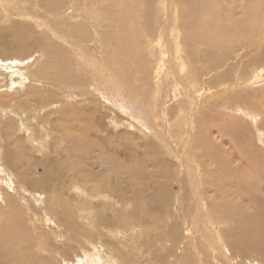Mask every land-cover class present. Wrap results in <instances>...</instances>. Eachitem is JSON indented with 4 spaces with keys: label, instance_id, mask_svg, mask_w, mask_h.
<instances>
[{
    "label": "bare ground",
    "instance_id": "bare-ground-1",
    "mask_svg": "<svg viewBox=\"0 0 264 264\" xmlns=\"http://www.w3.org/2000/svg\"><path fill=\"white\" fill-rule=\"evenodd\" d=\"M130 1L107 0L110 11L108 16L105 14L104 19L106 21L104 20L103 24L107 27L108 19L110 25H114L116 42L113 41V43L117 49L108 58L107 53L101 56L103 60L98 59L100 56L93 57V55L86 54L87 52L84 53L85 50L83 51V48L77 45L78 41L87 40L89 36L88 31L85 27L82 28L81 24L71 25L66 31L59 26L50 25L48 27L49 37L62 40L72 48L71 54L77 58L84 79L80 78V75L75 77L69 71L71 66L64 50L56 47L51 41L45 42L44 39L47 37L45 38L43 35L39 38L41 43L38 41L35 43L42 49H50L49 52L53 60L49 64L58 70L56 77L58 76V82L62 86L66 85L63 87H73V84L80 83V81L82 85H85L92 79L95 82V78L99 77L102 82H99L98 86L101 83L104 87L107 82L109 90L115 95L120 94L124 100L139 101L143 110H150V117L144 118L140 115L139 125H134L131 128L138 129L140 133L145 132L142 127L148 130L149 136H152L156 141L149 137L147 141L151 145L155 143L156 146L162 147V153L159 154L158 152V155L168 154L170 159L172 155L174 156L175 161L170 165L177 168L178 175L172 180L173 182L170 181L169 172L171 169L169 164L165 163L166 157L161 158L159 156L156 158L153 156L152 162L149 163L145 161L143 155H125V159L130 164L126 162L117 168L113 167L116 163L110 159L107 161V164L110 165V176L114 179L113 176L118 175V189L113 188L115 185L107 188V176H104L99 182H93L92 177H87L82 182V188L86 190L88 197L81 195L82 200L79 206L90 209L92 203L89 196L94 197L102 194V197L105 196L106 199L107 195L104 194L109 192L111 196L114 191L118 190V198L114 199V202L125 206L128 211H123V220L119 219L117 225L125 226L124 224L129 222H131L129 225L135 223L133 227H136L137 231L143 226L145 228L148 222L142 218L143 222H141V219L135 217V213L142 211L143 216L156 217L161 207L167 202V200H163L168 199V188L177 185L182 192H177L171 198L170 202H172L174 209H172V213L167 215L171 220L175 218L177 221L174 223L165 221L159 226L163 229L164 243H169L163 251L167 250L166 252L174 253L180 243L187 241L182 243L179 248L184 250L185 244H188L190 251L186 257L183 258L182 256L183 260L179 264H203L204 259H208V262L211 259L218 262L216 260L217 254L225 257L220 260L221 264H232L227 255L229 251L234 252L232 256H246L249 259V262L247 260L248 264L264 263V203L257 196L258 194H254L257 191H255V185L258 186L260 182L264 181V167L260 164L261 159L259 158L263 152L254 148L255 146L237 148L239 144L232 143V150L235 155H258L259 161L255 159L251 162L252 157L247 158L245 162L251 164L248 168L237 170L232 166L229 173L226 165L228 159L224 149L219 145L210 147L211 120L218 114V111H213L214 107H219L223 117L231 115L236 117L242 108L251 116L252 121L254 119V129H250L244 123L240 125L237 118L227 121L229 132L237 136L238 140L253 141L250 130L259 133L261 129L264 132V110H257L252 104V106L250 105L251 94L248 95L249 97L245 93L240 94V89L249 88L246 86L248 83L246 81H252L248 83L251 87L256 82L263 80H261L263 78L261 75L256 77V70L257 68L261 69L262 66L260 67V65L264 63L261 62V58L256 60L254 54L258 49L264 47V11L262 10L264 2L262 0H246V3L239 4L241 14L237 16L238 10H233L235 7H231L232 5H223L222 0H158L153 2L152 6L150 5L155 12L146 9L145 15L142 9L146 6L143 5V2H139V5L136 6L130 5ZM89 3L93 6L91 15L93 21L96 22L95 16L99 15L97 13L99 7L95 5L93 0H90ZM10 6H13V3H10ZM45 6L47 10L54 12L64 9L66 1L46 0ZM101 11L104 12L105 10L101 9ZM34 22L37 26L43 25L42 22L37 23L36 20ZM153 25H155L154 32L151 33ZM13 32L18 37L23 35L22 30H13ZM67 35L72 37L70 41L67 39ZM202 47L206 48L201 51V55L204 62H208L207 67H204L197 56L200 52L198 49ZM207 49L210 51H206ZM143 57L146 60L145 65L142 62ZM230 60H234V63H231ZM101 61L103 63L98 64ZM47 65H45V69ZM44 71L46 72V70ZM16 72H14L16 74L10 73L9 77L6 72L7 85L16 83L17 81L14 79L16 76L19 78L24 76V72L23 74ZM227 75L228 79L226 78ZM132 82L140 83L141 95L133 92L136 87L130 86ZM7 85L1 88L7 89ZM235 86L238 89L233 91ZM251 91L258 92L257 94L253 93L254 96L263 99V88L255 89L253 87ZM39 101L40 108L49 104L42 98ZM255 104L257 105L258 102ZM256 116H260V118L257 120L255 119ZM24 125L26 124L24 123ZM24 125L22 127L26 129L25 131H29L28 127ZM45 134L44 131L42 135ZM42 140L39 141L38 149L46 152L47 139L44 138V142ZM57 140L54 143L59 149L62 139ZM263 141L261 142L264 143ZM77 144L79 146L78 139ZM150 148L153 153L156 147ZM150 164H158L159 166H155L154 170H149L147 167ZM147 170L159 172L160 190L155 188L151 190L142 184V179L150 177ZM215 172L223 174L222 183L216 184L213 180ZM180 173L188 177L187 185L184 184L183 178L179 177ZM204 177H211V187L220 186V188L216 190L207 189L209 182L206 187ZM23 178L21 176L16 177L17 184H20L18 186L30 187L34 193L40 189L47 194L51 189V187L44 186L40 180L38 181L37 177L31 182ZM76 183L75 180H72L69 188H73ZM0 190V214L2 213V205L6 209V215L0 223V264H27L28 262L34 263L35 260L42 262L40 257H35V259L28 252L33 242L26 219L30 218L36 211H33L32 214L31 212H23L15 197L9 193L10 191ZM209 190L213 191L212 195L208 194ZM237 197H243L242 202L245 201L250 205H240L239 202L234 201ZM49 199L48 197L45 198L44 203ZM37 207L43 210L46 220L53 219L51 214H54L58 218L56 224L62 227L65 232L71 233L72 231L74 234L76 228L62 220L60 216L58 217L59 210L55 209L52 203L46 208H41L42 205ZM28 210L27 207L26 211ZM59 212L61 215L66 214L63 211ZM88 216V220H91L90 215ZM82 217L85 218L86 216L82 215ZM154 227L158 226L148 224L145 230ZM166 227L167 229H165ZM128 228L130 229L131 226ZM34 242V244L41 246L40 241ZM199 242L201 245L198 244ZM45 250L42 247L40 251L44 252ZM30 256L32 257L30 258Z\"/></svg>",
    "mask_w": 264,
    "mask_h": 264
},
{
    "label": "rangeland",
    "instance_id": "rangeland-1",
    "mask_svg": "<svg viewBox=\"0 0 264 264\" xmlns=\"http://www.w3.org/2000/svg\"><path fill=\"white\" fill-rule=\"evenodd\" d=\"M65 1L66 6L63 7L64 9L54 12H50L46 9V0H2V2H0V189L8 192L10 191L9 193L15 197L20 207H22L21 209L23 212H31L32 214L33 211H36L35 214L33 213L30 218L26 219V224L28 225L27 227L33 242L28 252L33 255V258L40 257L42 262H40V260H35L34 263L28 262L27 264H111L113 262V264H179L190 251L188 244H185L184 250H180L179 248L182 246V243H186L187 241L180 243L176 247L177 249H175L176 252L174 253L166 252L167 250L163 251L169 243H164L163 229L159 227L162 222L168 221L174 223V221H177L175 218L171 220V218L167 216L172 213L171 211L174 209L172 202H170L171 198L177 194V192H182L177 185L173 186V188H168V199L163 200H167V202L161 207L156 217L143 216L142 211L135 213V217L144 219L150 226H158L150 228L149 230H145L148 224L145 225V228L144 226L141 227L144 230L140 228L137 231L136 227H133L135 223L129 225L131 223L129 222L124 224L125 226L117 225L119 219L123 220V211H128L125 206H121L114 202V199L118 198V190L114 191L111 196L109 192L104 194L107 195L106 199L105 196L102 197V194L94 197L89 196L92 203L90 209L79 206L82 200L81 195L88 197L86 190L82 188V182L87 177H92V180L94 179L93 182H99L104 176H107V188L115 185L113 188L118 189V175L113 176L114 179L110 176V165L107 164V161H110V159H112V162L116 163L113 167L117 168V166L128 162V160L125 159V155H143L145 161L149 163L152 162L153 156L156 158L159 156L161 158L166 157L167 160L165 163L169 164V168L171 169L169 172L170 181L173 182L172 180H174L178 174L177 168L174 165H170V163L173 164L175 161L174 156L172 155L170 159L168 158V154L158 155V152L159 154L162 153V147L159 145L156 146L155 143L151 145V143L147 141L148 137L155 140L152 136H149L148 130L142 127L145 131L143 134L140 133L138 129L131 128L134 125H139L138 120L140 119V115L147 118L151 112L148 109L146 111L143 110V106L139 104V101L132 102L131 100H124L120 94L115 95L114 92L109 90L110 88L107 82L104 87L101 83L98 86L99 82H102L99 77H94L96 83L93 81L94 79L87 82L85 85H82L80 81V83L76 82L73 84V87L67 88L63 87L66 85L62 86L58 82V76L56 77L58 70L53 67V65L49 64L50 61L52 62L53 60L49 52L50 49H42L35 43V41L41 43L39 38L43 35V37H47L44 39L45 42L51 41L56 47H60L61 50H64V54L68 57L71 66L69 71L75 77L76 75H80V78L84 79V76L81 73L77 58L75 55L71 54L72 48L66 45L62 40H57L54 37L48 36L50 35L48 31L50 25L55 27L59 26L66 31L71 25L81 24L80 26L82 28L85 27L88 31L89 36L87 40L78 41L77 45L82 47V50H85L84 53L87 52L86 54L88 55H93V57L100 56L98 58L99 60H103L101 56L106 53L108 58V56L117 49L114 47L113 43V41H115L114 25L111 26L108 19L107 27L103 24L105 14L108 16L110 11L107 0L102 2L93 0L95 1V5L99 7L97 13H99L100 17L99 15L95 16L97 19L96 22L93 21L91 15L93 6L89 3L90 0ZM155 1L158 0H131L130 5L137 6L139 2H143V5L146 6V8L142 9L145 15L146 9L150 12H155L154 8L151 9L152 3ZM222 2L224 3L223 5H232L231 7H235L233 10L237 9L238 11L235 10L237 11L236 14L240 16L241 10H239V8L241 9V6H239V4L242 5L246 3V0H222ZM262 2H264V0H262ZM10 3H13V6H10ZM100 8L105 11H101ZM262 10L264 11V3ZM32 16L37 23L42 22L43 25L37 26ZM151 18H153L152 15ZM91 20L92 23L89 24ZM154 27L155 25H153L151 33L154 32ZM13 30H22L23 35L18 37ZM67 39L70 41L72 37L67 35ZM203 49L206 48L202 47L198 49L200 52L197 56L200 58V62L204 67H207L208 62H204L201 55ZM208 50L210 51V49L206 51ZM254 57L256 60L261 58V62L264 63V47L258 49ZM145 61L143 57V64ZM230 61L234 63V60ZM102 63L103 61L98 64ZM45 65H47L46 69ZM260 67L261 69L263 68L262 71H264V64H261ZM261 69L257 68L256 70V77L259 75L263 77H260L261 80L263 79L261 82H256L255 85L250 87L248 83L252 81L248 80L246 81L248 83H244H246V86L249 88L240 89V94L245 93L247 97L251 94L252 100L250 105L252 104L257 110H264V94H262L264 92L261 93L263 99H259L260 97L254 96L258 92H250V90L253 87H255V89H264V72L261 73ZM13 70H15L14 72H21V74L24 72V76L21 78L16 76L14 79H16L17 82L12 85H7V73L8 77L11 74L17 73L12 72ZM44 70H46L47 73ZM140 70L143 71L144 69ZM92 75L94 76L93 72ZM48 76L50 77L48 78ZM226 78L228 79V75ZM6 85L7 89L4 90L3 88ZM131 85L136 87L133 92L137 95H141L140 83L132 82L130 83V86ZM236 89L238 88L235 86L233 91ZM40 98L46 100L49 104L44 108H40L38 105ZM257 102L258 104L256 105L255 103ZM133 108H135V111ZM218 108L214 107L213 110L214 112L218 111V114L211 120L210 147L219 145L224 149L228 159L226 160V165L229 169V173L232 166L237 170L248 168L251 164L245 162L247 158L250 159L252 157L250 159L251 162L255 159L259 161L258 155H235V152L232 150V143L239 144L237 148H240V146L243 148L255 146L254 148L262 150L263 155H259V158L261 159L260 164L264 167V143L261 142L264 140V132L261 129L259 133L255 130H250L253 141L245 142L238 140L237 136L232 135L227 128V121L237 118L240 125L244 123V125L250 129H254V119L252 121L251 116L243 111L242 108L241 112H238L236 117L233 115L223 117L222 111ZM195 114H197L196 111ZM259 118L260 116H256L255 119L258 120ZM24 123L26 125H24ZM23 125L27 126L29 131H25L26 129L22 127ZM44 131L46 134L42 135ZM44 138L47 139L46 152L38 149L40 146L39 141L42 139L44 140ZM60 138L62 139L60 143L61 147L57 149L54 142ZM77 139L79 140V146L77 144ZM150 147L153 149L156 147L157 149L155 148L152 153ZM128 163L130 164V162ZM155 166L158 167L159 165L150 164L147 169L154 170L153 168ZM70 167L73 168L71 169ZM184 171H186V169H184ZM148 173L150 177L142 179V184L151 190L154 188L160 190L158 179L159 172L148 171ZM229 175L231 176V174ZM17 176L24 177L23 179L29 180V182L37 177L38 181L40 180L44 186L51 187V189L47 194L43 193L40 189L34 193L31 191L30 187L25 188L18 186L20 184H17ZM179 177H182L184 184L187 185L188 177L181 173ZM204 178L206 180V187L209 182L207 189L216 190L220 188V186L211 187V177ZM72 180H75L77 183L73 188H69ZM213 180L216 184L222 183L224 180L223 174L215 172ZM161 181L163 182L162 179ZM263 182H260L258 186L255 185V191H257H254V194H258L257 196L261 198L262 203H264ZM134 184H136V182H134ZM13 191H16V193H13ZM208 194L212 195L213 191L209 190ZM47 197L50 199L44 203V199ZM242 200L243 197L234 199V201L239 202L240 205H250L249 203H245V201L242 202ZM168 201L169 204H172L171 206L168 204ZM51 203L54 205L55 209L66 213L61 215V212L58 211V217L60 216L62 220L67 221L68 224L76 228L74 229V234L72 231L71 233L65 232L62 227L58 226L56 224L58 218H56L54 214H51L53 219L46 220V215L43 214V210L37 207H41L42 205L41 208H46V206H50ZM29 204H31V206H29ZM27 207L29 208L28 211H26ZM34 207L36 208L34 209ZM61 207H63V209H61ZM70 212L72 213L69 214ZM174 213H176V211H174ZM138 214L140 215L138 216ZM5 215L6 209L5 206L2 205L0 223ZM82 215H85L86 219L82 217ZM88 215H90L91 220H88ZM162 215L164 217H161ZM141 222H143V220ZM128 226H131V228L129 229ZM165 229H167V227ZM34 241H40L41 246L34 244ZM198 244L201 245L200 242ZM42 247L46 249L44 252L40 251ZM232 254H234V252L231 253V251L227 254L232 264H248L249 259H247L246 256H232ZM216 256H218V258H216ZM216 256L215 258L218 262L212 259L208 262V259H204L205 261L203 264H221L220 260L225 257L222 255L219 256L218 254ZM31 257L32 256H30V258ZM258 264L264 263L258 262Z\"/></svg>",
    "mask_w": 264,
    "mask_h": 264
}]
</instances>
